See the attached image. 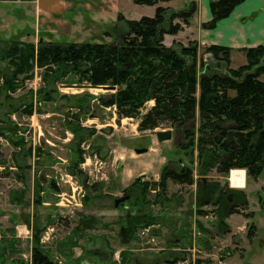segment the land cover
Here are the masks:
<instances>
[{"label":"rangeland","instance_id":"1","mask_svg":"<svg viewBox=\"0 0 264 264\" xmlns=\"http://www.w3.org/2000/svg\"><path fill=\"white\" fill-rule=\"evenodd\" d=\"M120 26L119 23L118 28ZM3 32L0 31V37H4L0 38V47L7 46L5 37H9V41L17 38L5 36ZM0 61L1 85L4 75H9L13 68H9L7 61ZM44 73V67L34 65L33 77L25 79L17 91H9L11 100L5 98L7 91L0 90V253L4 264L15 261L31 264L35 227L43 229L42 247L58 264H176L170 262L175 256L183 258L191 254L172 249H184L193 245L194 240L201 248L196 261L264 264V169L258 178L248 177L246 172V186L241 188L250 201L245 213H256L252 218L257 223L253 240L247 236L248 218L242 213L228 219L231 232L226 236L216 233L208 236L200 230L199 222L200 227H212L215 214L201 215L196 211V185L170 181L166 194L171 201L165 207L154 202L156 190L149 193L153 203L147 208L131 211L132 203L128 200L125 205L116 207L115 199L125 195V189L139 177L149 182L160 180L169 158L178 156L175 148L184 140L182 129L164 122L153 130L141 131L138 129L140 118H120L116 106L101 104L99 97L105 95L107 99L115 90L67 87L65 85L87 83L59 81L55 86L59 87V95H90L91 105L84 111L87 113L80 116L83 130L78 134L82 138L80 147L84 157L79 169L85 175L73 174L70 167L76 161L77 141L73 131L67 128V121L78 111L75 105L79 101L59 96L41 101L38 91L46 85ZM32 101L34 113L30 115L23 108ZM154 104L149 101L141 114L147 113ZM97 129H101L99 134ZM164 130H172V139L159 141L157 132ZM137 148H148V151L137 153ZM152 161L159 172L156 171L157 179L151 168ZM174 165L169 162L170 167ZM124 175L128 176L127 180ZM207 178L225 180V176L215 170ZM228 179L231 180L230 176ZM53 180L56 185L52 184ZM229 183L231 186V181ZM259 196L263 202L259 201ZM203 209L212 210V207ZM132 213L163 216L164 220L138 228L135 238L125 241L121 234L127 224L124 217ZM83 216L91 217L92 221L88 228L76 230ZM150 226L156 227L158 235L153 229L146 231ZM177 233L179 242L175 240ZM177 245L182 246L175 247Z\"/></svg>","mask_w":264,"mask_h":264},{"label":"trees","instance_id":"2","mask_svg":"<svg viewBox=\"0 0 264 264\" xmlns=\"http://www.w3.org/2000/svg\"><path fill=\"white\" fill-rule=\"evenodd\" d=\"M168 1L171 0H134L137 4L147 5ZM187 1V7L181 10L158 5L153 16L140 19H127L120 14L118 22L121 26L114 33H107L112 37L111 41L40 39L34 43L4 39L7 46L0 47V60L7 61L13 69L9 75H4L0 90L7 91L5 98L11 100L9 91H17L25 79L32 78L37 64L45 68L46 85L38 91L41 101H50L57 96L68 101L77 98L78 111L67 121V128L73 131L77 141L76 161L70 172L82 176L85 174L79 165L84 157L80 147L82 138L78 134L83 127L79 121L91 105L90 95H59V87L55 86L59 81L115 86L107 99L105 95L99 97L102 105L116 106L120 118H140L138 129L141 131L153 130L167 122L182 129L184 136L183 142L175 148L178 156L169 158L158 182L139 177L125 189L124 193L130 194V210L149 207L153 203L148 197L152 190H156L154 202L165 207L171 201L166 194L169 180L196 185V211L201 215L215 214L212 227H200L202 223L199 222L200 230L208 236L213 233L226 236L231 232L228 219L242 213L249 219L247 236L253 240L257 223L252 218L256 213H245L250 203L248 194L244 189L231 187L228 177L231 170L242 169L248 177L258 178L264 169V45L244 49L247 63L238 67L231 64L232 49L229 46L213 44L200 52L196 40L187 44L174 40L167 45L166 35L179 33L197 10L194 0ZM244 1L212 0L213 18L204 27L214 28ZM149 101L155 104L142 115L141 109ZM23 110L33 114V101ZM169 162L175 163L174 167H170ZM213 170L225 176L224 182L207 178ZM52 184H55L54 180ZM88 201L85 199L86 204ZM259 201L263 202L262 196ZM205 206H211L212 210H204ZM125 219L127 224L122 227L121 234L128 241L135 238L138 228L159 223L164 217L132 213ZM91 221V217L83 216L76 230L88 228ZM42 233L43 229L35 227L31 264H58L43 249ZM1 257H4L2 253L0 264H4ZM178 258L182 257L175 256L170 262L175 263ZM204 262L199 259L197 264H210ZM12 264L30 263L15 261Z\"/></svg>","mask_w":264,"mask_h":264},{"label":"crops","instance_id":"3","mask_svg":"<svg viewBox=\"0 0 264 264\" xmlns=\"http://www.w3.org/2000/svg\"><path fill=\"white\" fill-rule=\"evenodd\" d=\"M194 1L197 10L190 23L184 24L183 29L175 35L167 34L165 37L167 45H171L174 40L184 44L196 40L200 45V52L213 44L229 46L232 49L233 67L247 63L244 49L264 45V0H245L214 28L204 27V24L213 18L212 0ZM158 5L181 10L187 7L188 1L171 0L160 2ZM158 5L137 4L134 0L0 1V31H5L6 33L3 32L5 36L17 37L16 40L34 43L40 39L66 42L111 41L112 37L107 33L109 31L114 33V30H117L120 14L127 19L153 16ZM97 130L99 134L101 129ZM162 162H165V159ZM151 168H154L153 173L157 179L159 172L155 170V161H152ZM244 172L246 173V170ZM124 176L127 180L128 176ZM122 181L124 182L123 179ZM170 181L172 180L168 182V189ZM245 186L246 183L238 188ZM153 230L158 235L156 227H153ZM175 240L176 242L180 240L178 233ZM180 246L182 245L175 247Z\"/></svg>","mask_w":264,"mask_h":264},{"label":"water","instance_id":"4","mask_svg":"<svg viewBox=\"0 0 264 264\" xmlns=\"http://www.w3.org/2000/svg\"><path fill=\"white\" fill-rule=\"evenodd\" d=\"M0 1H11V2H15L18 0H0ZM67 87H100L103 88L105 90H115L116 87L115 86H111V85H100V86H93L90 84H70V85H65ZM157 137L159 139V141H166V140H170L172 139V130H164V131H159L157 132ZM148 148H137L136 152L137 153H143V152H147ZM130 198V194H125L121 197H117L115 199V206L118 207L122 202L128 200Z\"/></svg>","mask_w":264,"mask_h":264},{"label":"built area","instance_id":"5","mask_svg":"<svg viewBox=\"0 0 264 264\" xmlns=\"http://www.w3.org/2000/svg\"><path fill=\"white\" fill-rule=\"evenodd\" d=\"M88 160V159H87ZM86 160V161H87ZM85 161V162H86ZM84 162V163H85ZM83 163V164H84ZM97 163V162H96ZM83 164H82V168L85 170V171H88V169H86L84 166H83ZM150 229L152 230L153 229V226H150V227H148V228H146V231L147 232H149L150 231ZM199 235H200V233H199ZM153 241H155V238L153 237ZM172 250H184L185 252H189V254H191V256L190 257H184L183 256V258L182 259H180L178 262H176V264H196V255H198V253H200L201 252V248L197 245V242H196V240H194V242H193V245H190V246H188V247H185L184 249L182 248H173ZM198 257H199V255H198Z\"/></svg>","mask_w":264,"mask_h":264},{"label":"bare ground","instance_id":"6","mask_svg":"<svg viewBox=\"0 0 264 264\" xmlns=\"http://www.w3.org/2000/svg\"><path fill=\"white\" fill-rule=\"evenodd\" d=\"M245 172L242 169H233L231 170V185L234 187H243L245 184Z\"/></svg>","mask_w":264,"mask_h":264},{"label":"flooded vegetation","instance_id":"7","mask_svg":"<svg viewBox=\"0 0 264 264\" xmlns=\"http://www.w3.org/2000/svg\"><path fill=\"white\" fill-rule=\"evenodd\" d=\"M135 260V259H134Z\"/></svg>","mask_w":264,"mask_h":264}]
</instances>
